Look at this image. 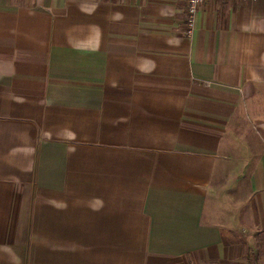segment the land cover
<instances>
[{
    "label": "crops",
    "instance_id": "crops-1",
    "mask_svg": "<svg viewBox=\"0 0 264 264\" xmlns=\"http://www.w3.org/2000/svg\"><path fill=\"white\" fill-rule=\"evenodd\" d=\"M0 0V264H264V0Z\"/></svg>",
    "mask_w": 264,
    "mask_h": 264
},
{
    "label": "built area",
    "instance_id": "built-area-1",
    "mask_svg": "<svg viewBox=\"0 0 264 264\" xmlns=\"http://www.w3.org/2000/svg\"><path fill=\"white\" fill-rule=\"evenodd\" d=\"M208 0H187L188 3V20H187V36L192 37L195 28L196 15L199 11V8ZM247 1V0H239Z\"/></svg>",
    "mask_w": 264,
    "mask_h": 264
}]
</instances>
